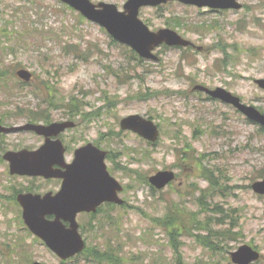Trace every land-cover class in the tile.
Returning a JSON list of instances; mask_svg holds the SVG:
<instances>
[{
    "label": "rangeland",
    "instance_id": "obj_1",
    "mask_svg": "<svg viewBox=\"0 0 264 264\" xmlns=\"http://www.w3.org/2000/svg\"><path fill=\"white\" fill-rule=\"evenodd\" d=\"M93 1L115 3L123 9L127 0ZM243 2L241 10L217 12L179 2L143 7L140 17L151 29H176L206 48L199 53L163 45L156 50L158 62L139 63L128 47L114 43L106 30L59 0H0V31L5 29L9 35V40L0 42V61L7 59L0 69L26 67L36 79L34 87L20 86L15 80L19 94L15 98L0 95V102L40 109L53 99L59 109L51 112L58 120L69 116L65 111L72 98L85 111L99 107L90 127L82 120L84 127L76 132L83 134L81 140L95 139L109 128L119 130L122 117L132 113L153 116L161 126L156 145L127 131L120 138L110 137L113 144L109 141L107 148L117 155L113 171L126 186L122 197L132 206L105 207L89 222L80 217L88 228L84 234L88 245L122 252V264H178L177 260L180 264H233L230 252L242 244L259 250L263 257L258 264H264V196L250 187L264 173V132L233 107L192 90L197 82L223 86L264 111V89L255 82L264 78V0ZM77 44L75 52L69 51ZM85 51L83 59L74 57ZM9 80L14 84L12 77ZM8 139L16 146L29 147L41 140L26 134ZM186 143L199 155L205 154L201 162L191 152L183 156L186 163L181 161L179 149ZM200 167L221 177L222 187L205 192V198L202 190L208 182L201 177ZM160 169L175 170L178 180L152 193L142 177ZM53 184L10 175L7 165L0 164L4 193L11 195L27 186L44 192ZM216 205L221 208L214 210ZM166 215L172 227L154 220ZM214 218L224 223L216 225ZM207 222L215 249L195 236L208 235L197 228ZM177 224L180 227L174 228ZM23 227L18 207L0 197V264H93L90 254L61 263ZM174 237L179 253H174Z\"/></svg>",
    "mask_w": 264,
    "mask_h": 264
},
{
    "label": "water",
    "instance_id": "obj_2",
    "mask_svg": "<svg viewBox=\"0 0 264 264\" xmlns=\"http://www.w3.org/2000/svg\"><path fill=\"white\" fill-rule=\"evenodd\" d=\"M81 4L76 6L88 13L91 10L94 14L93 18H99L105 21L107 28L116 38H125L132 40L133 44L136 45L144 53H148L154 45L158 44L160 40L164 38L170 42L179 41L178 37L171 32H163L161 35H152L146 28L137 20L136 13L137 8L140 4L145 2L144 0H131L127 7L131 11L129 16H125L124 13H119L116 7L112 4H101L104 6V10H96L87 0H79ZM191 2H197L198 4L211 3V0H189ZM217 1V0H215ZM76 2V1H74ZM73 2V3H74ZM78 3V2H77ZM261 86L264 87V79L258 81ZM214 95L222 97L227 102L234 103L243 112H245L251 119L256 120L264 125V115L261 114L252 106H245L241 104L240 98L234 97L223 89H217L213 92ZM132 126H142L146 129V136L155 139L157 136V131L155 126L151 122L143 120L139 116H131L126 118L123 125L126 127L128 125ZM57 125H52L50 127L40 126V125H25L22 127L4 128L0 125V131H12L23 128H33L38 132H44L50 129L53 132L52 127ZM60 128L58 127V130ZM41 152H28L22 151L18 153L21 157H10L14 166V170L19 172H29V173H40L45 174L47 177L55 176V172L50 170L45 166L39 167L41 162ZM104 155L102 154L99 159L93 158L89 159V171H104L106 172L105 165L103 162ZM33 165V168L25 167L23 163ZM93 162V166H91ZM87 160L86 152L83 151L77 158L76 162L70 166L69 171L66 174V193L60 196H52L51 193L47 194L44 198L41 196H21L20 199L23 202L24 218L26 223L31 227V229L38 234L40 237L45 239L47 243L57 250L62 256L67 257L80 251L84 248V243L81 236L78 234V224L76 223V215L82 210H91L95 208L97 204L105 199L115 200L116 190L120 189L115 180L110 177V182L108 183V173L105 175V185L99 182V179H91L89 175V191L86 178ZM83 172V174H81ZM173 178V174L161 172L158 175L151 178V180L158 187H163L169 180ZM109 184V187L107 188ZM256 191L264 193V180L259 181L254 184ZM67 202H63V201ZM55 213L57 218L54 221H49L45 218L46 214ZM61 218L71 221V228L66 229ZM234 260L240 262L241 264H247L251 260H256L259 257V253L254 251L248 246H243L240 250L233 254ZM39 264V263H35Z\"/></svg>",
    "mask_w": 264,
    "mask_h": 264
},
{
    "label": "flooded vegetation",
    "instance_id": "obj_3",
    "mask_svg": "<svg viewBox=\"0 0 264 264\" xmlns=\"http://www.w3.org/2000/svg\"><path fill=\"white\" fill-rule=\"evenodd\" d=\"M8 101H1L0 102V118H4V117H8L6 114L10 115V116H18L19 114V109L18 110H14L16 107V103H12V104H8ZM5 106H8V110H5ZM30 106L26 105L25 107H23V111L27 114L30 111ZM6 114H4V113ZM11 120H14V118H10ZM78 123V122H77ZM79 124V123H78ZM77 124V126H78ZM76 126V127H77ZM40 137V144H42L45 141V137L44 136H38ZM82 134L81 133H76V130L73 129H68L65 132H62L59 135V138L62 140L64 146H65V160L66 162L61 163L58 161H54L51 162V167L54 169H58L61 173L64 172L65 168L63 167L64 164H67L68 162H71L72 159L74 158V153L76 148L79 145L83 144V140H81ZM105 139V136L102 137L101 142L103 143ZM89 142V140L87 141ZM40 144L32 147V148H36L38 147ZM14 145V146H13ZM98 145V144H97ZM99 147L103 148V145H98ZM2 147L6 148V147H15L14 143H11V140L6 139L5 141H3L2 143ZM18 147H28L27 145H18ZM45 181H53V187L51 189H48L47 191H53V192H58L59 190H61L62 188V183H63V178L61 177H57V178H52V179H45ZM107 205L106 203L102 204L99 208H98V212L101 211V209ZM97 212V213H98ZM97 213L93 214V213H87V217L89 218V216L94 217Z\"/></svg>",
    "mask_w": 264,
    "mask_h": 264
},
{
    "label": "trees",
    "instance_id": "obj_4",
    "mask_svg": "<svg viewBox=\"0 0 264 264\" xmlns=\"http://www.w3.org/2000/svg\"><path fill=\"white\" fill-rule=\"evenodd\" d=\"M162 222H164L167 226H169L165 220H161ZM170 225H172L171 223H169ZM170 227V226H169ZM172 227V226H171ZM174 228H178L180 227L178 224L176 226H173ZM204 238H207V237H204ZM206 243H209L207 240H206ZM210 244V243H209ZM213 246V245H211ZM106 251H103V252H99L98 250H95L94 251V255L96 258H98L99 260L101 261H105V260H109V258L107 257V254L105 253ZM119 264H120V261H119Z\"/></svg>",
    "mask_w": 264,
    "mask_h": 264
}]
</instances>
